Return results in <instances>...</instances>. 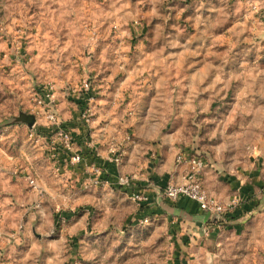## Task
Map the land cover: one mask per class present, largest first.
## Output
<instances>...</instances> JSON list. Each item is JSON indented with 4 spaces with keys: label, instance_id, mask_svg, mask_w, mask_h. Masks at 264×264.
Returning a JSON list of instances; mask_svg holds the SVG:
<instances>
[{
    "label": "rangeland",
    "instance_id": "374dc122",
    "mask_svg": "<svg viewBox=\"0 0 264 264\" xmlns=\"http://www.w3.org/2000/svg\"><path fill=\"white\" fill-rule=\"evenodd\" d=\"M49 83L70 131L139 144V187L199 155L235 205L203 225L165 189L84 190L36 101ZM0 264H264V0H0Z\"/></svg>",
    "mask_w": 264,
    "mask_h": 264
},
{
    "label": "built area",
    "instance_id": "2783aa9c",
    "mask_svg": "<svg viewBox=\"0 0 264 264\" xmlns=\"http://www.w3.org/2000/svg\"><path fill=\"white\" fill-rule=\"evenodd\" d=\"M81 90L83 93L92 92L91 83L85 80L82 84ZM44 94L41 98H37L36 101L38 105L42 108L49 109L47 119L55 126V141L54 144L60 145V150H62L66 159L64 164L66 167L75 168L78 172H84L86 168H90L91 176L83 181L84 190H89L91 188H97L99 186H109L117 187L122 189L128 194L131 201L136 203L138 206H143L148 203L149 197L144 191L139 189V182L136 176L131 175H118L115 179L106 175L104 169L101 168L96 162L86 164L84 153H86L90 158L96 156L94 150V141H86L84 144L85 151H80L77 146L76 138L72 131L69 130L68 124L59 119L57 112L55 110L56 104V91L52 83H49L44 89ZM37 96V95H36ZM82 119L86 124L90 125L91 119L93 118L92 110L90 108L84 109ZM130 140V138H128ZM123 144L116 143L115 140L109 144L108 155L112 164L116 168H121L124 157L126 156V148ZM176 163L178 166H186L187 174L184 177L182 184H170L165 189V197L170 201H177L180 198H185L198 204L200 210L203 213H210L211 217L218 218L225 215L233 204H224L217 198L211 196L204 186V177L207 170L206 160L199 155H188L184 153L178 154L176 158ZM57 167V172L63 170V165ZM35 183L31 180V184ZM150 219L148 217H143L140 223L142 225H148Z\"/></svg>",
    "mask_w": 264,
    "mask_h": 264
},
{
    "label": "crops",
    "instance_id": "0c3cea01",
    "mask_svg": "<svg viewBox=\"0 0 264 264\" xmlns=\"http://www.w3.org/2000/svg\"><path fill=\"white\" fill-rule=\"evenodd\" d=\"M80 108H82V111L85 109V105L84 103L80 106ZM74 122H76L77 120H73ZM81 123V122H80ZM79 123V124H80ZM68 124V123H67ZM71 126L75 127V124H70ZM94 125V124H92ZM84 125H82V123L80 125L77 126V128H79L78 130L84 134L82 137L78 136V134L75 132V130L73 129V134L76 138V142H77V146L80 149V151H85V147L84 144L86 143V141H90L93 140L94 141V150H95V155L94 157H89L86 153H84V157H85V161L86 164L89 163H93L96 162L101 168L104 169V172H106V175H109L111 178H116L118 175L123 174V175H131V173H133L134 171L138 170V168L140 166H146L144 161H142L140 158H136L135 154L138 152V145L135 146L133 145L134 142H131V137L127 136L122 138L121 142L115 139V137L113 135H109V136H103L101 134H96L93 133V129L91 128L90 132L86 131L84 128H86ZM93 127V126H92ZM95 134L94 138L92 135ZM111 136V137H110ZM113 136V137H112ZM130 138V140L128 139ZM116 143L119 144H123L124 148H126V156L124 157V161H123V166L121 168H116L112 162L109 159V155H108V149H109V144L114 141ZM144 159V158H143ZM164 162V163H163ZM162 163L157 160L156 162H149V174L151 176V178H153V182L151 184L139 187V189H141L142 191H144L146 193V195L149 197V201L147 203V205L151 202H153L154 199H157L159 196V192L164 191V189H166L170 184H182L184 181V177L187 174V167L186 166H176L175 164V160L172 162H166L163 161ZM148 163V162H147ZM84 172H78L77 176L81 177L82 179L87 176L86 173L87 171H91L90 168L88 169H84ZM66 175V174H65ZM131 176H135V175H131ZM137 177V176H136ZM210 177L207 176V182H208V186L207 188L209 189V194L215 198H217L216 195L220 196L221 198L223 197L221 193L224 192L225 190V185H218L217 189L212 188L211 182L209 181ZM138 179V178H137ZM205 186V183H204ZM143 188V189H142ZM206 188V186H205ZM206 188V189H207ZM226 199V200H225ZM223 199L224 202L229 201L228 198ZM222 201V200H221ZM243 203V200H242ZM245 203H243L239 209L236 210V212L234 214H232L230 217L234 216L235 214L238 216L239 214H242L244 212V209L242 208ZM247 204V203H246ZM146 205V204H145ZM174 205L176 207H178L179 209H184L187 212L191 213V214H195V216H203L204 213L200 210L199 206L197 203L190 201L188 199L185 198H180L178 199ZM144 206V205H143ZM144 217V216H143ZM232 219H230V221H226V223H228L229 225H233V226H237L243 222H241V220H239V222L237 221H231ZM236 220V219H235ZM210 226V225H208ZM210 229V228H209ZM212 228L209 230L211 231ZM212 234H214L212 232Z\"/></svg>",
    "mask_w": 264,
    "mask_h": 264
},
{
    "label": "water",
    "instance_id": "95a60500",
    "mask_svg": "<svg viewBox=\"0 0 264 264\" xmlns=\"http://www.w3.org/2000/svg\"><path fill=\"white\" fill-rule=\"evenodd\" d=\"M28 125L32 126L33 125V121L29 122ZM192 220H197L199 219V222L203 223V225L207 224V222L210 221L211 219V214L210 213H204L203 216H194L191 218Z\"/></svg>",
    "mask_w": 264,
    "mask_h": 264
}]
</instances>
